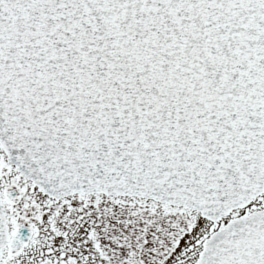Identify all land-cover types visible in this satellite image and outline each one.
Segmentation results:
<instances>
[{
    "label": "snow or ice",
    "instance_id": "obj_1",
    "mask_svg": "<svg viewBox=\"0 0 264 264\" xmlns=\"http://www.w3.org/2000/svg\"><path fill=\"white\" fill-rule=\"evenodd\" d=\"M0 264H264V0H0Z\"/></svg>",
    "mask_w": 264,
    "mask_h": 264
}]
</instances>
